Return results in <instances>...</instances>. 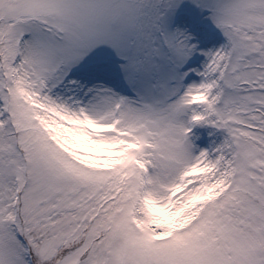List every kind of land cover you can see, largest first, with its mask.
I'll list each match as a JSON object with an SVG mask.
<instances>
[{
	"label": "snow or ice",
	"instance_id": "obj_1",
	"mask_svg": "<svg viewBox=\"0 0 264 264\" xmlns=\"http://www.w3.org/2000/svg\"><path fill=\"white\" fill-rule=\"evenodd\" d=\"M0 264H264V0H0Z\"/></svg>",
	"mask_w": 264,
	"mask_h": 264
}]
</instances>
